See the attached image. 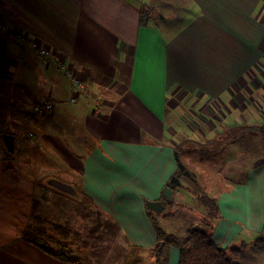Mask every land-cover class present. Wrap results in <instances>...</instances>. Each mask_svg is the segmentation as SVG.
Returning <instances> with one entry per match:
<instances>
[{"label":"crops","instance_id":"0c3cea01","mask_svg":"<svg viewBox=\"0 0 264 264\" xmlns=\"http://www.w3.org/2000/svg\"><path fill=\"white\" fill-rule=\"evenodd\" d=\"M0 18L50 45L66 65H43L0 31V264H83L77 249L75 261H67L23 239L35 216L45 218L53 194L102 217L89 244L105 252L86 264H178L176 247L167 248L166 259L156 250L144 199L162 200L178 173L177 148L257 129L264 116V0H0ZM74 77L87 93L72 102ZM46 101L52 112H30ZM34 115L49 117L48 126L29 120ZM245 117L255 123L248 127ZM24 121L35 131L21 132L22 155L46 145L55 164L77 165L83 175L70 183L80 198L47 186L58 177L14 157L17 134L9 128ZM4 134L15 136L10 155ZM70 143L82 151L94 145L80 158ZM261 176L251 187L224 190L217 216L197 221L217 244L242 249L241 264H249L248 248L264 264L253 247L264 237ZM89 220L81 227L86 239L99 222Z\"/></svg>","mask_w":264,"mask_h":264},{"label":"rangeland","instance_id":"374dc122","mask_svg":"<svg viewBox=\"0 0 264 264\" xmlns=\"http://www.w3.org/2000/svg\"><path fill=\"white\" fill-rule=\"evenodd\" d=\"M54 38V40H58V38ZM34 116L35 117L30 116L29 120L42 119L43 125L48 126L44 120H48L49 117ZM244 120L248 123V127H250L249 124L251 122L252 125L255 123L251 117H245ZM169 122L167 128H169ZM21 125L22 128H9L10 132H16L15 135L17 134V152L14 154V157H18L19 163L28 162V166L47 170L67 183L77 180L78 177L81 178L83 174L78 171L77 165L71 163L55 164V158L47 156L50 149L46 145H43L44 142L42 139L39 140L43 145L42 147L30 148L27 154L22 155L21 132H27L28 130L35 131V129L27 121L22 122ZM263 125L264 116L258 115L256 121L257 129H252V132H250L251 135L249 132L245 133L244 130L241 133H234L231 138H229L230 133H221V137L215 139L216 142L211 146L191 143H186L183 147L180 146L181 149L179 154L181 161L191 172L192 178L187 176L181 177V184L175 186L172 200L168 201L162 190V201L165 202V208L159 214L152 213L153 219L156 220L165 231L185 235L192 225H196L199 219H203L207 215L208 210L206 207L208 206L206 205V200L208 197L213 198L214 201L216 200L217 204L220 205L224 190H229L235 184L239 183H247V187L253 186L254 181L257 179V175L261 171H264V168H259L260 170H255L250 176L248 173L254 162L260 160V158H264V152L258 154V150L262 148L263 143L261 136L264 135V127L262 130L260 128ZM235 136H240L241 140L233 141ZM93 145L94 143L88 148L85 143L83 148L88 151ZM70 146V150L80 158L82 157L79 154H85L87 152L82 151V149L78 147H74L72 143H70ZM47 159L51 162L47 163ZM232 161H236V163H231ZM257 181L258 187L260 188L257 199L260 203H264V176L259 177ZM169 183L171 184V179ZM59 199L68 203L64 204L59 201ZM45 202H48L45 218H43V220L40 214L35 216L32 221L33 226L46 225L47 227H52L54 225H61L68 229L69 234L67 235V239L69 242L73 243V249L78 250L83 264L88 262L87 260L91 255L100 256L104 254L105 250L100 249L99 245L92 246L89 244V241H91L94 235L99 231L101 221L103 222L99 214L95 213L90 207L83 208V206H81L82 204L78 202L74 203L69 198H65V196L60 194L49 196ZM86 213L90 214L91 217L87 216ZM92 217L99 219V222L95 228L90 230L89 238L86 239L85 235L87 229L81 227H84L85 221L89 219L90 223ZM56 234L59 236L61 235L60 232H56ZM79 243L83 245L82 250L79 246L76 247ZM250 253L251 250L248 248L245 260L248 261L249 264H259V260L253 258ZM110 264H114V261L110 262Z\"/></svg>","mask_w":264,"mask_h":264},{"label":"trees","instance_id":"16d2710c","mask_svg":"<svg viewBox=\"0 0 264 264\" xmlns=\"http://www.w3.org/2000/svg\"><path fill=\"white\" fill-rule=\"evenodd\" d=\"M263 127L264 125L260 127L261 130ZM261 140L263 142L262 148H259L258 154L264 152V135L261 136ZM233 141H239V139L234 137ZM180 149L181 148H177L179 152ZM231 163H236V161ZM261 166H264V158H260V160L254 162L251 168H259ZM168 185L171 186L170 183H168ZM173 188H175V186H173ZM206 205L208 206L206 207L208 216L210 218L217 216L218 204L216 200L214 201L213 198L208 197ZM148 214L153 223L158 242H165L163 248L156 247L159 254L164 255V259H166L165 251L167 248L174 246L180 253L178 264H241L237 259L242 253V249H226L222 247L214 241L211 231L207 228L196 224L191 226L185 235L169 233L153 219V214L151 212L148 211ZM56 232H60L61 235H57ZM68 234V229L61 225H54L52 227H47L46 225L33 226L31 222L23 233V239L31 242L54 257L67 261H75L78 255H76L73 249V243L69 242L67 239ZM253 247L257 251L264 253V237L255 240Z\"/></svg>","mask_w":264,"mask_h":264},{"label":"built area","instance_id":"2783aa9c","mask_svg":"<svg viewBox=\"0 0 264 264\" xmlns=\"http://www.w3.org/2000/svg\"><path fill=\"white\" fill-rule=\"evenodd\" d=\"M0 31L4 32L8 41L17 44L18 46H28L32 53L40 58L41 62L45 66H50L52 63H56L61 68L66 67L63 56L53 49L50 45L41 42L38 39H32L27 34L20 30L9 28L4 21L0 18ZM87 93L86 85L80 81L77 77L73 79V95L72 102H75L80 94ZM53 103L46 101L38 105H34L30 110L33 114H45L50 113L53 110Z\"/></svg>","mask_w":264,"mask_h":264},{"label":"water","instance_id":"95a60500","mask_svg":"<svg viewBox=\"0 0 264 264\" xmlns=\"http://www.w3.org/2000/svg\"><path fill=\"white\" fill-rule=\"evenodd\" d=\"M3 140H4L6 152L8 154L14 153L15 152V136L11 134H4ZM175 160L178 165V173L175 174L171 178V186L166 185L163 189V194L168 201L173 199L174 191H175L173 186L181 184L180 182L181 177L182 176L191 177V172L187 169V167L181 161L179 151H175ZM46 184L47 186L54 188L55 190L61 193H64L71 198H75V199L80 198V195H81L80 192L77 190L75 185L72 183L64 182L55 177H50L46 180ZM144 203H145V207L147 211L154 213V214L161 213L165 208L164 201L162 200L144 199ZM164 244H165L164 241L158 242V245L161 248L164 246Z\"/></svg>","mask_w":264,"mask_h":264},{"label":"flooded vegetation","instance_id":"af4514ba","mask_svg":"<svg viewBox=\"0 0 264 264\" xmlns=\"http://www.w3.org/2000/svg\"><path fill=\"white\" fill-rule=\"evenodd\" d=\"M183 177V176H182Z\"/></svg>","mask_w":264,"mask_h":264}]
</instances>
